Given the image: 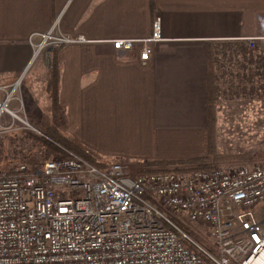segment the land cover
<instances>
[{"label": "crops", "instance_id": "crops-1", "mask_svg": "<svg viewBox=\"0 0 264 264\" xmlns=\"http://www.w3.org/2000/svg\"><path fill=\"white\" fill-rule=\"evenodd\" d=\"M155 7L151 0H0V105L35 122L41 112L44 127L57 122L102 159L136 161L176 137L210 133V47L264 35V27L245 29L229 0H156ZM156 17L163 41L151 46L147 65L141 46L113 48L115 40L150 38ZM28 26L46 28L32 42ZM50 31L84 41L46 51L32 71V54ZM54 61L61 70L55 112L46 90ZM230 66L222 61L218 71L232 83ZM3 119L10 124L0 134L21 131L9 112Z\"/></svg>", "mask_w": 264, "mask_h": 264}, {"label": "built area", "instance_id": "built-area-1", "mask_svg": "<svg viewBox=\"0 0 264 264\" xmlns=\"http://www.w3.org/2000/svg\"><path fill=\"white\" fill-rule=\"evenodd\" d=\"M52 33L39 49L84 41ZM241 40L264 49V35ZM162 41L156 17L150 38L111 44L141 46L147 65ZM61 150L43 166L0 171V264H264V212L254 211L264 205V165L131 175ZM188 222L205 231L208 249L183 230Z\"/></svg>", "mask_w": 264, "mask_h": 264}, {"label": "rangeland", "instance_id": "rangeland-1", "mask_svg": "<svg viewBox=\"0 0 264 264\" xmlns=\"http://www.w3.org/2000/svg\"><path fill=\"white\" fill-rule=\"evenodd\" d=\"M229 3L234 7L238 6V11L243 20V26L248 31H260L264 26V0H229ZM226 3H224L225 5ZM56 25H54L55 27ZM53 27V28H54ZM32 34L31 41L34 42L35 31L44 30L46 27L28 26ZM43 35V34H42ZM54 36L55 34L52 33ZM41 36V35H40ZM258 36V35H257ZM41 42L43 41L40 37ZM41 44V43H40ZM40 46V45H39ZM35 49L36 56L32 54V61L30 69L32 71L38 70L42 63L41 59L44 53L49 51V48ZM39 50V51H38ZM240 61V59H239ZM223 64H225L223 60ZM236 68V66H234ZM235 74V73H233ZM225 83L221 90V100L216 107V124L214 134L206 133L205 135H195L184 137H176L173 145H168L163 148L158 147L157 152L155 148H151L150 153L144 154L136 161L125 159H102L98 157L99 161L105 165L114 163L121 164L127 168L131 175H138L140 170L139 164L153 160H184L198 157H205L211 155V139L215 136V152L217 155L240 154L248 150L264 149V97L260 93L250 94V87L246 86L241 89L237 84ZM247 84V83H245ZM233 86V88L231 87ZM237 88V89H236ZM238 90V94H237ZM43 108H41L42 111ZM44 118L41 112L36 113L37 122L32 119L28 120L30 127H26L27 131L38 132L35 128L43 129L45 124L40 121ZM9 122L4 119L0 121V128L9 126ZM11 126H19L22 129L25 127L24 123L14 119ZM33 127H35L33 129ZM26 131V132H27ZM213 137V138H212ZM44 146L35 145L29 139L22 136L21 132H13L10 134H0V171L7 170L3 168L6 163L19 162L26 163L30 167L43 166L49 159H54L56 156H51L45 152ZM45 162V163H44ZM110 162V163H109ZM259 165V163H257ZM254 165V166H257ZM252 166V165H224L219 167L223 170H232L237 167ZM255 213H263L264 205H259L255 208ZM194 233L202 237L205 241L207 234L200 227L191 222L187 223ZM207 242V241H206ZM208 244V242H207ZM209 245V244H208ZM209 247V246H208Z\"/></svg>", "mask_w": 264, "mask_h": 264}, {"label": "trees", "instance_id": "trees-1", "mask_svg": "<svg viewBox=\"0 0 264 264\" xmlns=\"http://www.w3.org/2000/svg\"><path fill=\"white\" fill-rule=\"evenodd\" d=\"M156 0H151V9L153 12L156 10ZM63 48V47H62ZM61 48L53 49V53L60 51ZM240 59V61H239ZM224 60L223 66L232 67V77L235 84L241 89L246 86L250 87V94L260 93L264 97V51L257 46L251 48L247 42L237 41L232 43H225L223 45H213L209 51V65H210V78H209V111H210V134H214L216 124V107L221 100V87L225 83H229L226 79V72L219 73L218 67ZM249 65V67H247ZM236 66V68L234 67ZM235 73V74H233ZM60 67L55 65V61L51 68L50 78L46 84V90L49 98V110L59 111V88H60ZM247 83V84H245ZM229 84H233L229 83ZM233 88V86H232ZM237 89V88H236ZM238 94V90H237ZM58 123L53 121L43 129H38V132L27 131L21 129L23 137L29 139L35 145L44 146L45 152L51 156L59 155L62 153L61 148L67 149L74 154L79 155L91 164L98 168H105V164L100 162L98 157L82 144L69 138L58 127ZM27 131V132H26ZM213 138V137H212ZM215 136L211 139V155L205 157H198L193 159L184 160H153L145 163H140L138 175H145L150 173L161 172H192L199 170H212L224 165H264V149L248 150L243 153L230 154V155H217L215 150ZM52 160V159H49ZM48 162V161H47ZM19 163V162H17ZM45 163V162H44ZM16 162L6 163L3 167L9 169L11 165ZM26 164V163H23ZM28 165V164H26ZM30 166V165H28ZM183 230L188 232L190 237L203 248H209L207 242L192 229L186 225L181 224ZM195 250V249H194Z\"/></svg>", "mask_w": 264, "mask_h": 264}]
</instances>
